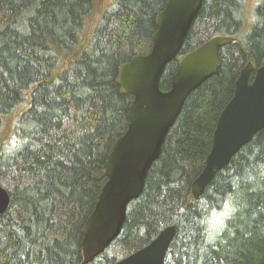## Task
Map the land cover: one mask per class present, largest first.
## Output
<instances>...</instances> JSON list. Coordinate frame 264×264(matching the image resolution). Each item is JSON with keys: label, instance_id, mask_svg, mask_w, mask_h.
Wrapping results in <instances>:
<instances>
[{"label": "trees", "instance_id": "1", "mask_svg": "<svg viewBox=\"0 0 264 264\" xmlns=\"http://www.w3.org/2000/svg\"><path fill=\"white\" fill-rule=\"evenodd\" d=\"M166 1L100 8L97 0H0V185L10 195L0 214V264L82 263L84 222L128 126L132 96L119 84L120 68L149 51ZM246 6L203 0L160 88L169 89L179 59L205 40H234L219 50V73L186 98L120 234L87 264L122 259L169 225L176 233L164 264H264V128L198 200L190 187L240 69L264 61V0L253 6L254 20Z\"/></svg>", "mask_w": 264, "mask_h": 264}, {"label": "water", "instance_id": "2", "mask_svg": "<svg viewBox=\"0 0 264 264\" xmlns=\"http://www.w3.org/2000/svg\"><path fill=\"white\" fill-rule=\"evenodd\" d=\"M202 3L167 0L156 17L149 51L132 56L120 68L119 84L132 96L128 126L107 156L106 181L84 222L81 264L93 261L120 234L128 205L141 195L148 171L158 159L186 98L219 73V50L234 40L228 35L212 36L184 54L171 75L169 89L160 88L161 76L177 58ZM263 128L264 61L258 67L249 61L240 69L232 96L217 117L202 170L191 182L194 200L200 198L216 172ZM9 204L10 195L0 185V214ZM175 233V225L166 226L147 245L111 264H164Z\"/></svg>", "mask_w": 264, "mask_h": 264}, {"label": "rangeland", "instance_id": "3", "mask_svg": "<svg viewBox=\"0 0 264 264\" xmlns=\"http://www.w3.org/2000/svg\"><path fill=\"white\" fill-rule=\"evenodd\" d=\"M98 3L100 4V8H102L104 5L110 3L113 0H97ZM257 2V0H247V6H246V11H247V16L250 20L253 19V14L251 13V10L253 9L254 4ZM246 15V14H244ZM249 21V20H248ZM174 65L171 66L172 69ZM28 104H24L23 106L19 107L18 109L14 110V112L8 117L7 122L11 123V121L14 119V117L20 112L23 111L27 108ZM97 264V263H96Z\"/></svg>", "mask_w": 264, "mask_h": 264}, {"label": "bare ground", "instance_id": "4", "mask_svg": "<svg viewBox=\"0 0 264 264\" xmlns=\"http://www.w3.org/2000/svg\"><path fill=\"white\" fill-rule=\"evenodd\" d=\"M246 17V16H245ZM254 20V19H253ZM226 208V207H225ZM228 209V208H227ZM220 211V210H219ZM215 213V212H214ZM226 218V217H225ZM211 219V218H210ZM212 220V219H211ZM211 224V223H210ZM213 224V223H212ZM214 226V225H213Z\"/></svg>", "mask_w": 264, "mask_h": 264}]
</instances>
